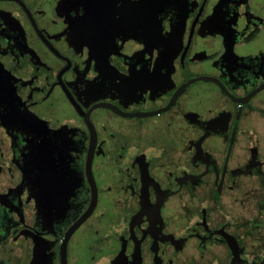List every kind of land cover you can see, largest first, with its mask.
Wrapping results in <instances>:
<instances>
[{"label":"flooded vegetation","instance_id":"af4514ba","mask_svg":"<svg viewBox=\"0 0 264 264\" xmlns=\"http://www.w3.org/2000/svg\"><path fill=\"white\" fill-rule=\"evenodd\" d=\"M0 264H264V0H0Z\"/></svg>","mask_w":264,"mask_h":264}]
</instances>
